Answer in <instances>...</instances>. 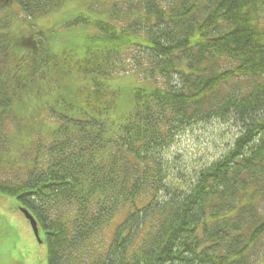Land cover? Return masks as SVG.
I'll return each instance as SVG.
<instances>
[{"label":"trees","instance_id":"16d2710c","mask_svg":"<svg viewBox=\"0 0 264 264\" xmlns=\"http://www.w3.org/2000/svg\"><path fill=\"white\" fill-rule=\"evenodd\" d=\"M66 1L0 0V193L36 217L48 264H255L264 254V0H116L78 13L67 26L88 85L80 103L53 112L49 139L17 158L16 102L69 70L37 32L13 46L8 10L36 19ZM133 64L144 84L116 123L118 93L106 80ZM212 120L238 126L233 144L176 184L169 150ZM120 210L116 232L96 241Z\"/></svg>","mask_w":264,"mask_h":264},{"label":"rangeland","instance_id":"374dc122","mask_svg":"<svg viewBox=\"0 0 264 264\" xmlns=\"http://www.w3.org/2000/svg\"><path fill=\"white\" fill-rule=\"evenodd\" d=\"M112 1L67 0L58 9L35 20L34 25L24 16H20L16 5L8 10V13H13L9 30H7L9 40H13V46L19 44L25 37L27 40L31 39L29 36L32 35V31L39 30L40 35L45 34L52 51H60V67H63L66 61L69 70L68 74L64 72L65 69L60 70L64 75L58 78V87H53L52 83L41 84L40 92H36L39 91L37 86L29 97L16 102L15 126L16 133L19 134L15 137L17 148L11 152L12 155L17 156L21 147L29 154L37 147V141L46 142L57 123L52 116L53 112H60L68 108L70 104L80 103L77 91L81 86L88 85V82L73 66L79 50L74 49L77 45L71 37V28H68L66 24L80 12L95 15L94 6L107 7ZM91 7H94V10H91ZM63 49L68 51L66 60H64L66 52L61 51ZM137 68L133 64L127 73H120L106 80L109 87L118 93L111 115L116 123H120L133 107V88L144 84L142 75L134 71ZM238 132V126L234 123H223L217 120L188 128L171 148L179 151L178 157L174 160L172 154L176 152L170 153L171 166L168 169L174 182L180 184L181 179L183 182H188L201 167L210 164L221 152H225L233 144ZM16 206L14 196L0 194V264H48V245L44 231L40 229L43 237L40 242L27 220L16 210ZM124 215L125 211L122 210L115 214L96 241H101L104 236L111 238ZM263 263L264 254L255 264Z\"/></svg>","mask_w":264,"mask_h":264},{"label":"water","instance_id":"95a60500","mask_svg":"<svg viewBox=\"0 0 264 264\" xmlns=\"http://www.w3.org/2000/svg\"><path fill=\"white\" fill-rule=\"evenodd\" d=\"M21 210L25 214L27 219H29V221L31 222V224H32V226L34 228L36 236L39 237V229H38L37 221L35 220L33 215L31 213H29V211L27 209L21 208Z\"/></svg>","mask_w":264,"mask_h":264},{"label":"bare ground","instance_id":"6f19581e","mask_svg":"<svg viewBox=\"0 0 264 264\" xmlns=\"http://www.w3.org/2000/svg\"><path fill=\"white\" fill-rule=\"evenodd\" d=\"M262 114H263V113H262ZM174 150H175V151H174ZM174 150L170 149L169 152H170V153H171V152H176V155H178L179 151L176 150V149H174Z\"/></svg>","mask_w":264,"mask_h":264}]
</instances>
